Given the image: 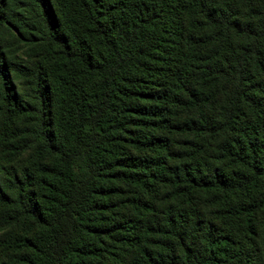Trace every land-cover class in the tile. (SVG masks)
Instances as JSON below:
<instances>
[{"label": "trees", "instance_id": "obj_1", "mask_svg": "<svg viewBox=\"0 0 264 264\" xmlns=\"http://www.w3.org/2000/svg\"><path fill=\"white\" fill-rule=\"evenodd\" d=\"M0 264H264V0H0Z\"/></svg>", "mask_w": 264, "mask_h": 264}]
</instances>
